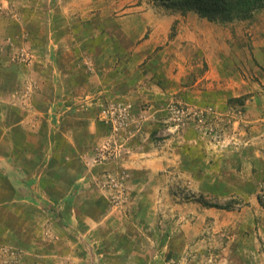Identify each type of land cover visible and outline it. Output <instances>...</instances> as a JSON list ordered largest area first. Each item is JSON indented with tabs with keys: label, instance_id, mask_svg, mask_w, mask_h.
<instances>
[{
	"label": "rangeland",
	"instance_id": "rangeland-1",
	"mask_svg": "<svg viewBox=\"0 0 264 264\" xmlns=\"http://www.w3.org/2000/svg\"><path fill=\"white\" fill-rule=\"evenodd\" d=\"M0 165V264H264V9L0 0Z\"/></svg>",
	"mask_w": 264,
	"mask_h": 264
},
{
	"label": "trees",
	"instance_id": "trees-1",
	"mask_svg": "<svg viewBox=\"0 0 264 264\" xmlns=\"http://www.w3.org/2000/svg\"><path fill=\"white\" fill-rule=\"evenodd\" d=\"M163 7L181 15L196 13L210 21L247 20L262 9L264 0H158ZM214 207V206H212Z\"/></svg>",
	"mask_w": 264,
	"mask_h": 264
},
{
	"label": "crops",
	"instance_id": "crops-1",
	"mask_svg": "<svg viewBox=\"0 0 264 264\" xmlns=\"http://www.w3.org/2000/svg\"><path fill=\"white\" fill-rule=\"evenodd\" d=\"M76 5H77L78 9H81V5L80 4H76ZM144 17H146V19L150 22V23H148V26H150L152 28H159V26L161 24H164L166 21L167 22L171 21V18L168 17V16L158 17L157 15H154L153 13L151 14L150 12L144 14ZM200 20L202 22L201 25L206 24V20H202V19H200ZM115 32H117V31H115ZM111 37L113 39H115V41H118V43H119L118 45H120V46L123 45V47L127 48V50H130L131 46L136 47L137 43H139L142 40L141 38L133 39L132 37L126 35L125 33H123V35H122L121 32L113 33L111 35ZM180 37H181V35H180ZM90 133H91L92 136H94V134H92V132H90ZM83 135H84V137H82V138L84 140H81L79 137L74 139L71 133L68 134V135H65V136L63 135V137H66V142H67V144H66V148L67 149L66 150L72 151L74 149V151L76 153L77 152V147H78L82 151H84L83 148H85L87 146V144H88V142H87L88 136L86 134H83ZM59 145L64 147L63 141H62V144L59 142ZM53 166H55V165H53ZM37 179H38L37 180V184L38 185H40V183H42L43 185L46 184V185H49V186L54 185V184L49 183V181L47 180L45 175L42 178H37ZM27 183L29 184V182H27ZM76 183H77V181H76ZM69 195L64 197L63 200L67 204L70 203V205H71V203L73 202V198L69 197ZM50 199H51L52 202L54 201V200H52V199H54V197L51 196ZM63 214H65V211H63ZM68 215H70V213ZM119 235L121 236V234H119ZM125 238L127 239L126 236H125ZM102 256L103 255L100 254V257H102ZM106 259H108V258H106ZM129 259L130 258L128 257L126 264H130L131 260H129ZM114 261H115V259H114ZM41 263H43V264H54V262L51 261V260H46V261H43V262H40V263L37 262L36 264H41ZM91 263L92 262H88L85 258H79V257L73 256V253H72V257L68 258L67 261H65L64 264H91ZM55 264H58V262H55ZM92 264H94V263H92Z\"/></svg>",
	"mask_w": 264,
	"mask_h": 264
}]
</instances>
